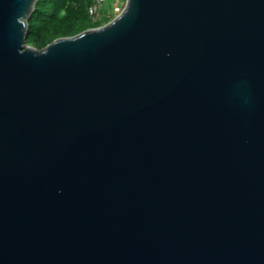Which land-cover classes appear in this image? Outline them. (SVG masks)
<instances>
[{"label":"water","instance_id":"obj_1","mask_svg":"<svg viewBox=\"0 0 264 264\" xmlns=\"http://www.w3.org/2000/svg\"><path fill=\"white\" fill-rule=\"evenodd\" d=\"M0 0V264H264V0H126L42 50Z\"/></svg>","mask_w":264,"mask_h":264},{"label":"trees","instance_id":"obj_2","mask_svg":"<svg viewBox=\"0 0 264 264\" xmlns=\"http://www.w3.org/2000/svg\"><path fill=\"white\" fill-rule=\"evenodd\" d=\"M91 0H38L29 22L27 44L42 50L56 39L73 37L109 21L93 23L88 15Z\"/></svg>","mask_w":264,"mask_h":264},{"label":"built area","instance_id":"obj_3","mask_svg":"<svg viewBox=\"0 0 264 264\" xmlns=\"http://www.w3.org/2000/svg\"><path fill=\"white\" fill-rule=\"evenodd\" d=\"M105 10H109L103 15ZM123 7L121 3L115 2V0H91V4L88 7V15L93 23L101 21L103 18H107L110 14H116L117 16L122 12Z\"/></svg>","mask_w":264,"mask_h":264},{"label":"rangeland","instance_id":"obj_4","mask_svg":"<svg viewBox=\"0 0 264 264\" xmlns=\"http://www.w3.org/2000/svg\"><path fill=\"white\" fill-rule=\"evenodd\" d=\"M115 2H117V3H121V6L124 8V6H125V3H126V0H115ZM107 12H109V10H105L104 12H103V15L104 14H106ZM105 16V15H104ZM117 15L116 14H110L107 18H103L102 20H104L105 22L106 21H112L115 17H116ZM109 22H107V23H109ZM106 23V24H107Z\"/></svg>","mask_w":264,"mask_h":264}]
</instances>
